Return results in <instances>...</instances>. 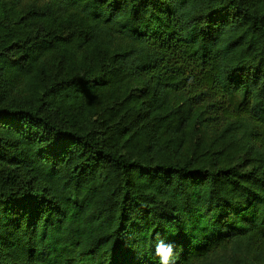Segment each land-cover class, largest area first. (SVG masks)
I'll list each match as a JSON object with an SVG mask.
<instances>
[{
  "label": "trees",
  "instance_id": "obj_1",
  "mask_svg": "<svg viewBox=\"0 0 264 264\" xmlns=\"http://www.w3.org/2000/svg\"><path fill=\"white\" fill-rule=\"evenodd\" d=\"M264 264V0H0V264Z\"/></svg>",
  "mask_w": 264,
  "mask_h": 264
},
{
  "label": "clouds",
  "instance_id": "obj_2",
  "mask_svg": "<svg viewBox=\"0 0 264 264\" xmlns=\"http://www.w3.org/2000/svg\"><path fill=\"white\" fill-rule=\"evenodd\" d=\"M155 255L159 257V264H177L179 252L175 245L159 239L155 246Z\"/></svg>",
  "mask_w": 264,
  "mask_h": 264
}]
</instances>
